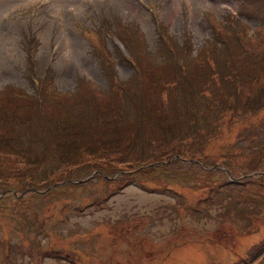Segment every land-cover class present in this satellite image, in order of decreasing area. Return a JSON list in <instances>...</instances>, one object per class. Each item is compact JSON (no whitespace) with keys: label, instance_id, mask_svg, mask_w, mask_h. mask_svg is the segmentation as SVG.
Instances as JSON below:
<instances>
[{"label":"rangeland","instance_id":"374dc122","mask_svg":"<svg viewBox=\"0 0 264 264\" xmlns=\"http://www.w3.org/2000/svg\"><path fill=\"white\" fill-rule=\"evenodd\" d=\"M240 1L0 0V111L31 110L9 91L31 92L34 75L59 93L50 95L53 106L89 85L80 96L99 95L98 115L108 128H127L133 146L149 154L129 152L125 163L89 155L72 164L74 173L51 175L86 178L96 171L66 192L47 189L51 200L12 201L15 212L0 210V264H55L42 253L56 249L69 252V264H247L245 256L264 250V72L256 70L264 64L208 43L214 40L207 16L219 26ZM250 31L244 35L251 38ZM162 36L173 51L188 38L189 51L176 53V63L186 53L182 64L167 57ZM106 56L117 70L112 79L101 67L111 62ZM134 65L142 67L140 78ZM175 71L184 79L178 89L179 82L166 84ZM91 138L108 141L105 132ZM170 153L186 162L171 161ZM196 159L205 168L188 163ZM221 167L234 176L262 174L234 184ZM167 184L176 199L162 192ZM249 264H263L261 255Z\"/></svg>","mask_w":264,"mask_h":264},{"label":"trees","instance_id":"16d2710c","mask_svg":"<svg viewBox=\"0 0 264 264\" xmlns=\"http://www.w3.org/2000/svg\"><path fill=\"white\" fill-rule=\"evenodd\" d=\"M239 7L238 16L235 13L228 12L229 16L226 17V20H221L219 26L214 24V17L211 19V16H207L212 29V37L208 38L214 40L208 43L209 45L212 43L214 45L212 46L213 49H216L218 48L216 42H220L226 49L231 47L236 49V54L231 52L232 57L245 53L248 61L249 57L252 56L258 59L256 64H264V35L259 37V33H262V28H264V0H243ZM244 19L259 21L253 33L249 34L251 38L244 35V33L250 31ZM225 36L228 38H225ZM128 37L130 38V36ZM187 39L185 38L182 43L176 42L174 46L178 50L174 49L173 51L169 49V41L165 37H161L163 44L166 46L167 57L176 58L175 64H182L184 55L189 51L186 48L187 43H185ZM127 43L131 46L130 39ZM185 50L186 53L182 55L183 61L176 63L179 61V56L177 58L176 53L179 51L178 54L181 55ZM201 51L204 53V50ZM106 57L111 62L108 64L101 62V67L104 73L109 76V79H112L110 75L117 76V70L114 68L113 59L109 56ZM134 67L137 71L136 75L140 78L142 67L136 65ZM259 69L264 72V65L258 66L256 70ZM178 75L179 71H175L174 76H166V84L172 81L177 86L179 82L177 89L183 87L184 79L179 78ZM37 79V77H31L33 82L31 92L23 88L9 91V96L13 100L24 101L32 106L31 110L26 112L27 114L11 108L0 111V210L15 212L17 206L11 204L12 201L17 203L28 198L32 200L31 203H34L36 200L47 199L45 197L49 193L47 189L52 192L59 190L66 192L69 189L68 185L79 183L77 180L79 177L69 175L53 179L51 175L74 173L75 168L72 164H83L80 162L89 155L115 159L120 163H125L131 158L129 152H133L135 158L144 159L149 156V154L139 151L133 146L132 141L129 140L127 128L123 129V126L118 129L108 128L106 120H102L103 118L98 115L100 110L99 95L91 91L89 95L92 99L80 96L82 90L87 89L89 85L74 94L64 95V99L59 100L63 104L53 106L49 103L50 95L59 93H55L53 89L51 91V87L45 86L46 83L41 82L43 79ZM119 84L124 87V79H121ZM200 89L202 90V88ZM98 92L103 94L104 91L98 90ZM113 94L115 99L119 95L115 91ZM123 94H125L124 91ZM107 96L109 97V95ZM102 97L108 99L105 96ZM125 97L121 101L124 102ZM254 104L248 105L253 107ZM184 105L181 103L175 106V109L180 111ZM138 128V132H140V128L143 130V126H138ZM103 132L107 137V143L100 144L99 139L91 138L95 133ZM52 137H57V139ZM80 139H87V141L80 143ZM147 150H150L151 153L154 151L152 146L150 149L147 146ZM168 156H170L171 161L176 163L183 160L178 153H174V155L170 153ZM188 163L196 164L199 168H205L203 165H206L200 159ZM68 165H71L68 169L64 167ZM25 186L29 189L26 191L19 189ZM60 186L62 188H59ZM163 189L165 190V187ZM108 194L105 197L103 195L101 201L96 198L98 200L97 204L105 200ZM53 198L48 196V200ZM4 199L7 201H4ZM8 201V205L5 204ZM27 203L26 206L31 205L30 202ZM64 205L69 208L68 204ZM26 206H24L25 210L29 209ZM31 208L35 209L34 207ZM33 212L38 213V211ZM25 217H29L30 222L34 221L28 213ZM261 245L264 247V243H261ZM59 251V249H56L54 254L60 257ZM62 256L73 259L66 252Z\"/></svg>","mask_w":264,"mask_h":264},{"label":"water","instance_id":"95a60500","mask_svg":"<svg viewBox=\"0 0 264 264\" xmlns=\"http://www.w3.org/2000/svg\"><path fill=\"white\" fill-rule=\"evenodd\" d=\"M264 258V257H263Z\"/></svg>","mask_w":264,"mask_h":264}]
</instances>
